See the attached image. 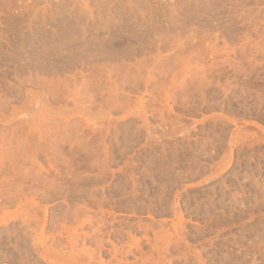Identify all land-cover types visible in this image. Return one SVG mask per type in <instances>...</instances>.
I'll return each mask as SVG.
<instances>
[{
    "label": "rangeland",
    "instance_id": "1",
    "mask_svg": "<svg viewBox=\"0 0 264 264\" xmlns=\"http://www.w3.org/2000/svg\"><path fill=\"white\" fill-rule=\"evenodd\" d=\"M0 264H264V0H0Z\"/></svg>",
    "mask_w": 264,
    "mask_h": 264
}]
</instances>
